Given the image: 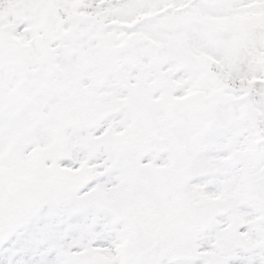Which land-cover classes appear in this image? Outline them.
<instances>
[{
	"label": "snow or ice",
	"instance_id": "snow-or-ice-1",
	"mask_svg": "<svg viewBox=\"0 0 264 264\" xmlns=\"http://www.w3.org/2000/svg\"><path fill=\"white\" fill-rule=\"evenodd\" d=\"M0 264H264V0H0Z\"/></svg>",
	"mask_w": 264,
	"mask_h": 264
}]
</instances>
